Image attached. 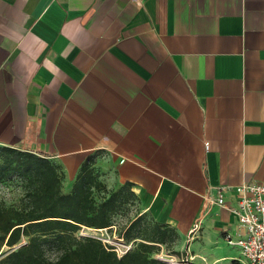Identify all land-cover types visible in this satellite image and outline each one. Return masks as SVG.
<instances>
[{
    "label": "crops",
    "instance_id": "obj_1",
    "mask_svg": "<svg viewBox=\"0 0 264 264\" xmlns=\"http://www.w3.org/2000/svg\"><path fill=\"white\" fill-rule=\"evenodd\" d=\"M0 147L58 164L65 193L92 158L191 258L240 262L209 198L264 184V0H0Z\"/></svg>",
    "mask_w": 264,
    "mask_h": 264
},
{
    "label": "trees",
    "instance_id": "obj_2",
    "mask_svg": "<svg viewBox=\"0 0 264 264\" xmlns=\"http://www.w3.org/2000/svg\"><path fill=\"white\" fill-rule=\"evenodd\" d=\"M86 160L70 192L62 190L64 174L55 162L38 154L0 147V181L17 174L25 180L26 191L19 206H7L0 199V264H168L151 256L156 249L148 242L164 243L167 231L175 229L156 222L139 228L143 216L130 223L121 236L132 239L137 228L143 241L119 256L113 246L93 237L77 236L83 228L111 229L114 216L130 198L137 199L130 184L109 190L94 166ZM96 195H101L98 201ZM153 219V218H152ZM27 237L25 244H19ZM47 247L57 257L47 256ZM231 264H241L234 260Z\"/></svg>",
    "mask_w": 264,
    "mask_h": 264
},
{
    "label": "rangeland",
    "instance_id": "obj_3",
    "mask_svg": "<svg viewBox=\"0 0 264 264\" xmlns=\"http://www.w3.org/2000/svg\"><path fill=\"white\" fill-rule=\"evenodd\" d=\"M64 184L65 179L62 184L63 191H65ZM105 184L108 186L107 183ZM114 185L115 186L109 187L108 189L114 190L119 187L118 183H115ZM25 191V180L17 174L10 175L6 179L0 181V199L7 206H19L22 198L25 195ZM100 197L101 195H96L98 201L100 200ZM140 215L143 216V219L140 221L139 228H142L145 224L154 226L155 221L147 213H144L142 211L139 202L136 199L130 198L126 205H124L123 208L120 209L119 212L114 216L113 226L111 227V229H107V231H103L98 234L102 235L106 240H108V245H111L114 248L118 249L119 253H122L120 249L125 250L127 247L130 250L136 247L137 243L143 241V239L138 237L139 234L137 228L130 234L132 235V239L127 241L121 236L124 234L130 223ZM82 230L83 229L76 233L77 236L80 237V232ZM161 230L167 231L164 236V243L148 242L149 244H153L156 247V249L151 252L152 257H155L158 260L166 262L168 264H212L208 263V260L205 262L201 259L200 262L198 259L191 258L189 246L182 244L179 236L173 235L171 231H168V229H165L164 227H161ZM27 240V237H23L22 241L19 244H25ZM123 245H125L126 247L124 248ZM237 249L238 247H230L225 245L220 250V252H229L228 254L231 253L234 255L237 254ZM9 250H11V248L5 245L3 246L0 253L4 254ZM46 254L51 259H55L57 257V252L50 247H47ZM231 262H221L218 264H231Z\"/></svg>",
    "mask_w": 264,
    "mask_h": 264
},
{
    "label": "built area",
    "instance_id": "obj_4",
    "mask_svg": "<svg viewBox=\"0 0 264 264\" xmlns=\"http://www.w3.org/2000/svg\"><path fill=\"white\" fill-rule=\"evenodd\" d=\"M236 194L237 205L230 207L224 197L225 188H222L216 198H209V202L215 203L223 208H227L236 215L241 229L237 239L227 235L226 239L230 245L238 246L241 252L242 264H264V184L263 183H243L233 188ZM107 231L106 229L83 228L80 236L93 237L101 240L104 244L109 243L98 233ZM125 248L126 246L123 245ZM121 257L129 248L121 250L114 248Z\"/></svg>",
    "mask_w": 264,
    "mask_h": 264
}]
</instances>
